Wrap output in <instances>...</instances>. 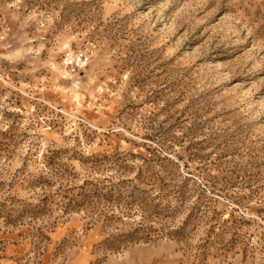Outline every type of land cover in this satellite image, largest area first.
<instances>
[{"label":"rangeland","instance_id":"rangeland-1","mask_svg":"<svg viewBox=\"0 0 264 264\" xmlns=\"http://www.w3.org/2000/svg\"><path fill=\"white\" fill-rule=\"evenodd\" d=\"M0 264H264V0H0Z\"/></svg>","mask_w":264,"mask_h":264},{"label":"built area","instance_id":"built-area-1","mask_svg":"<svg viewBox=\"0 0 264 264\" xmlns=\"http://www.w3.org/2000/svg\"><path fill=\"white\" fill-rule=\"evenodd\" d=\"M94 54V45L85 44L75 50L67 51L62 58L65 69L71 72H80L86 68Z\"/></svg>","mask_w":264,"mask_h":264}]
</instances>
